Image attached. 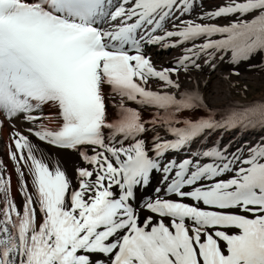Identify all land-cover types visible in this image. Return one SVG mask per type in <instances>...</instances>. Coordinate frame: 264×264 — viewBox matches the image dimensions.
<instances>
[{
  "label": "snow or ice",
  "instance_id": "1",
  "mask_svg": "<svg viewBox=\"0 0 264 264\" xmlns=\"http://www.w3.org/2000/svg\"><path fill=\"white\" fill-rule=\"evenodd\" d=\"M157 44L180 49L172 66L144 54ZM226 54L229 87L254 56L264 70V0H0V116L22 198L0 174V264H264V137L211 139L264 129V97L214 107L192 75ZM46 104L54 129L36 123ZM17 117L83 166L70 178ZM153 171L159 186L137 207Z\"/></svg>",
  "mask_w": 264,
  "mask_h": 264
},
{
  "label": "bare ground",
  "instance_id": "2",
  "mask_svg": "<svg viewBox=\"0 0 264 264\" xmlns=\"http://www.w3.org/2000/svg\"><path fill=\"white\" fill-rule=\"evenodd\" d=\"M153 53V50H152ZM153 57L156 59L160 57L159 59H156V61H159V64H162L166 61V58H170L171 55L164 56V55H157L153 54ZM226 59V57H225ZM225 59L218 63V66L216 68V71L214 72H208V67L202 69L201 73H196L193 72V77L197 75H202L205 78L207 75H209L210 80L207 82V86L203 87V90L205 91L206 97L214 104L219 105L225 101L228 100V98L232 97V92L230 90L233 87H229L228 82L221 80L219 77L223 73H227L228 68L231 67L230 64H228ZM158 64V62H156ZM240 73L238 77H236V80H240L241 82L244 83H252L254 79L252 77H264V71L260 70L259 68H254V69H249L246 68V66H241L240 67ZM233 80V78H230ZM212 81V82H211ZM181 82L182 84H188L190 83V79L188 76H185L184 74H181ZM211 82V83H210ZM257 88L258 94H264V83L262 85H258ZM106 91V101L110 98V94H108L107 89ZM109 111L111 112L112 109L109 106ZM58 112V109L50 104H46L42 108V114L44 119L41 121H36V123H42L45 127L49 129H54L58 126L59 124V119H55L54 117L56 116V113ZM3 118L4 124H0L1 126L4 127L3 130V138L0 136V146H4L6 151L5 152H0V165H2L5 175L7 178H10L8 187H9V194L13 198L15 202H21V197L18 195V183H17V177L14 172V166L13 162L10 160L8 157V150H9V145H10V140H9V132L11 131L9 122ZM12 124L15 125L17 130H20L23 132L25 135H29L27 132L24 130L28 128L30 125L26 122H22L19 117L14 118L11 122ZM29 139L32 140L33 143H38L39 147L45 151L46 153L50 154L53 159L57 160L59 162V165L66 171V174L71 178L74 173V168L77 165L83 166V162L79 160L78 154L71 151V150H63V149H58L53 146H49L44 142H39L36 140L35 137L29 135ZM14 147V145H12ZM1 151V150H0ZM153 174V173H152ZM150 175V177L152 176ZM73 184L75 185V182L73 181ZM30 187V186H29ZM137 207L139 204L136 205ZM147 211L141 210L138 213V219L142 223L143 218L146 217Z\"/></svg>",
  "mask_w": 264,
  "mask_h": 264
},
{
  "label": "rangeland",
  "instance_id": "3",
  "mask_svg": "<svg viewBox=\"0 0 264 264\" xmlns=\"http://www.w3.org/2000/svg\"><path fill=\"white\" fill-rule=\"evenodd\" d=\"M253 88V86H250V89H252ZM257 93V91H256V88H254V91L253 92H247V95L248 96H252V95H255Z\"/></svg>",
  "mask_w": 264,
  "mask_h": 264
}]
</instances>
